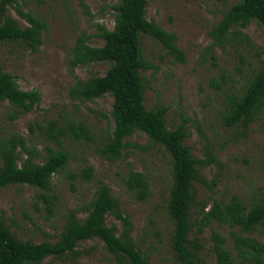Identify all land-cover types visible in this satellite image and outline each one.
Returning a JSON list of instances; mask_svg holds the SVG:
<instances>
[{"label":"rangeland","instance_id":"rangeland-1","mask_svg":"<svg viewBox=\"0 0 264 264\" xmlns=\"http://www.w3.org/2000/svg\"><path fill=\"white\" fill-rule=\"evenodd\" d=\"M23 12L43 20L46 30L42 45L35 53L18 45L0 44V66L15 76L21 90H36L41 103L33 111L14 120L12 108L0 101V151L7 139L21 136L27 146L44 154L45 147L56 148L55 142L45 139L37 127L56 119L61 125L68 121L83 122L89 138L63 139L62 148L70 157L66 170L52 178V198L45 202L43 191L27 185L10 186L0 190V216L11 232L22 241L40 243L58 239L70 212L78 219L87 216L86 208L101 185H107L119 202L122 215L132 222L131 237L147 257L148 264H181L172 250V225L165 207L171 187L170 162L163 149L151 144L143 134L125 139L126 147L117 160H108L101 148L110 135L113 120L110 112L113 98H103L81 104L68 95L76 80L85 81L102 76L108 64H91L72 68L69 61L78 36L88 37L87 44L101 46L96 26L112 29L113 6L118 0H17ZM235 0H149L146 18L164 30L174 33L185 62H175L167 51L148 36L141 45L152 67L143 72L144 105L167 108L168 129L186 121L188 137L185 144L196 159L213 155L215 162L199 167L202 182L193 183L192 216L198 218L202 206L208 210L216 202H227L237 196L249 208L264 198V105L254 120L244 128L227 127L223 121L224 104L229 95L239 92L264 61V31L255 22L240 29L249 38L233 39L224 48L210 49L209 31L221 19L223 11ZM7 14L21 27L28 25L16 5L7 6ZM5 140V141H4ZM21 161L27 154L17 149ZM36 162H41L37 159ZM0 158V166H1ZM90 167V179L82 175ZM130 172L145 175L150 195L144 201L126 187ZM47 207L51 209L48 211ZM108 226L120 232L122 222L112 215L106 217ZM226 238L236 264H252L238 255L230 231L249 236L264 245V225L252 233L241 232L212 223L203 233L190 235L202 250L199 258L204 264H216L210 239L212 231ZM77 256L48 257L40 264H117L114 256L98 240L81 242ZM264 263V254L261 256ZM201 262L197 264H202Z\"/></svg>","mask_w":264,"mask_h":264},{"label":"trees","instance_id":"trees-1","mask_svg":"<svg viewBox=\"0 0 264 264\" xmlns=\"http://www.w3.org/2000/svg\"><path fill=\"white\" fill-rule=\"evenodd\" d=\"M226 1V0H219ZM149 0H118L113 6L114 25L112 29L104 25L96 26V36L103 41L101 46L87 44L88 37L78 36L71 51L72 68L91 64H108L102 76H92L85 81L76 80L68 95L73 102L81 104L110 95L113 98L111 118L113 127L101 154L108 160H117L125 149L126 138L133 134L145 135L149 142L163 149L170 162L171 187L165 211L172 225V250L181 264L201 262L199 253L202 245L191 239L195 232L203 233L206 227L216 223L239 228L241 232L252 233L264 225V198L249 208L237 197L227 202H214L206 209L202 206L198 218L192 216L194 205L193 183L202 182L199 167L215 162L213 155L196 159L185 144L188 137L186 121L174 129H168L167 108L157 105L147 109L144 105L143 72L152 67L144 55L141 38L148 36L167 51L175 62L184 63L185 55L177 46V37L146 18ZM16 5L18 14L25 18L28 25L21 27L7 14V6ZM255 22L264 31V0H235L223 11L221 19L209 31L212 39L210 49L224 48L233 39L241 38L249 42L247 35L240 29ZM46 24L31 13L23 12L17 0H0V44L18 45L32 53L42 45V33ZM0 101L7 102L12 108L9 118L14 120L37 108L41 95L36 90H21L15 76L5 72L0 66ZM264 105V61L260 62L252 78L245 86L229 95L224 104L222 121L227 127L241 125L246 128ZM37 127L44 138L52 140L56 148L45 147L44 154L27 146L21 136H12L3 144L0 151V190L10 186L27 185L43 191L41 197L49 202L52 196L51 183L55 174L67 169L69 154L63 150V139L89 138L87 126L83 122L68 121L61 125L56 119L45 125L36 122L30 125L32 131ZM5 141V140H4ZM18 148L27 158L20 165ZM39 159L41 162H36ZM92 169L85 168L82 175L90 179ZM126 187L139 201L150 195L144 174L130 172ZM48 211L51 209L47 207ZM87 216L80 220L75 211L69 213L66 223L54 242L33 243L22 241L14 235L0 216V264H40L48 257L64 258L77 256L81 242L98 239L117 261V264H148L147 257L134 243L131 232L132 222L122 215L118 200L112 196L107 185H101L86 208ZM114 216L122 222L119 232L115 225L108 226L106 217ZM234 248L238 255L252 264H264L261 256L264 245L249 236H242L231 230ZM216 264H236L231 251L226 246V238L213 230L210 237ZM204 264V262H201Z\"/></svg>","mask_w":264,"mask_h":264}]
</instances>
